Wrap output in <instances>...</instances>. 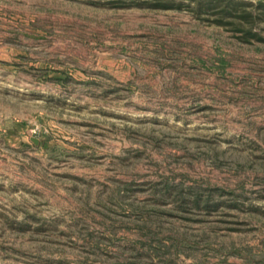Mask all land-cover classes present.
Masks as SVG:
<instances>
[{
	"label": "rangeland",
	"instance_id": "obj_1",
	"mask_svg": "<svg viewBox=\"0 0 264 264\" xmlns=\"http://www.w3.org/2000/svg\"><path fill=\"white\" fill-rule=\"evenodd\" d=\"M202 1L0 0V264H264V0Z\"/></svg>",
	"mask_w": 264,
	"mask_h": 264
},
{
	"label": "trees",
	"instance_id": "obj_2",
	"mask_svg": "<svg viewBox=\"0 0 264 264\" xmlns=\"http://www.w3.org/2000/svg\"><path fill=\"white\" fill-rule=\"evenodd\" d=\"M193 9L197 13H201L205 10L204 2L202 0H194ZM212 4H210L211 8L221 7L220 9L217 8L214 14H219V18H217L218 23H236L237 26L235 28L239 31L244 32L246 35L257 36V33L254 31L253 26L257 22V16L259 14H253L251 11L248 12L244 7L247 5L244 1L238 0H212ZM260 13H264V4H259ZM239 9H243L240 14H236ZM227 17H239V22H226L223 19ZM251 19V20H250ZM251 21V22H250Z\"/></svg>",
	"mask_w": 264,
	"mask_h": 264
}]
</instances>
